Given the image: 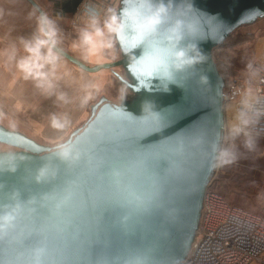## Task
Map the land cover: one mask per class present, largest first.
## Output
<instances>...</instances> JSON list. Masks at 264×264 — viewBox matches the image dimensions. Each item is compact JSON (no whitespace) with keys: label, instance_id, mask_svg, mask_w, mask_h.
<instances>
[{"label":"water","instance_id":"95a60500","mask_svg":"<svg viewBox=\"0 0 264 264\" xmlns=\"http://www.w3.org/2000/svg\"><path fill=\"white\" fill-rule=\"evenodd\" d=\"M164 2L171 7L162 31L181 21L178 47L195 45L204 57L172 80L134 26L143 0H119L118 59L90 65L56 45L86 71L109 70L125 90L119 101L101 95L60 142L80 153L77 162L60 161L57 143L0 123V146H11L0 155L17 159L15 172H0V205L15 203L13 193L23 205L15 227L0 238V264H36L38 249L39 264H181L188 257L226 138L227 81L213 52L236 29L264 17V0ZM86 9L99 13L90 4ZM45 164L55 177L38 183Z\"/></svg>","mask_w":264,"mask_h":264},{"label":"clouds","instance_id":"9594fccd","mask_svg":"<svg viewBox=\"0 0 264 264\" xmlns=\"http://www.w3.org/2000/svg\"><path fill=\"white\" fill-rule=\"evenodd\" d=\"M143 3L144 8L138 13L133 23L141 37L149 42L150 50L159 55V66L165 77L172 80L175 73L185 71L204 59L196 51L195 45L190 48L178 47L183 38L181 21L177 20L166 31H162L163 26L168 22L171 2L166 4L164 0H143ZM122 27L121 19L115 10L109 9V14L103 25L98 18H90L88 27L81 32L80 43L74 44L73 48L81 49L84 60L102 63L105 50L113 47L111 35L119 33ZM22 43L26 55L17 62L18 70L23 74L25 80L32 79L37 88L50 95L55 87L52 78L56 77V69L61 57L55 51L58 43L57 28L47 14H42L38 18V34L32 40L22 41ZM248 68L251 69L252 65L249 64ZM257 76V72H252L245 81V87L240 93V109L235 117V122L231 123L228 128V135L232 138L243 134L247 138L246 147L250 150L254 147V140L249 128L264 115V108L258 107L264 103V96L259 94L258 88L253 84V78ZM201 79L206 82V77ZM59 98L64 99L63 95ZM88 99H90V94L84 97L83 103H87ZM51 125L53 128L62 129L66 127L67 121H61L53 116ZM54 155L60 161L69 164L80 159V153L68 143H57L54 146ZM216 159V166H224L233 163L236 155L231 148H223L219 151ZM16 169L17 159L13 154L0 155V172H15ZM55 174V170L49 164H45L37 170L35 180L38 183L47 181L50 177L54 178ZM2 187L0 185V188ZM12 198L15 203L0 205V238L15 227V222L23 211L18 193H13ZM42 251V249L37 250L36 264H39V253Z\"/></svg>","mask_w":264,"mask_h":264},{"label":"crops","instance_id":"0c3cea01","mask_svg":"<svg viewBox=\"0 0 264 264\" xmlns=\"http://www.w3.org/2000/svg\"><path fill=\"white\" fill-rule=\"evenodd\" d=\"M36 1L57 28V44L90 65L99 64L84 60L81 49H74L73 45L80 43L81 32L88 27L91 17L99 20L106 18L107 7H110L109 0ZM87 4L93 5L99 13L89 12L86 9ZM39 17V12L28 0H0V115L8 116L15 122L29 123L31 126H35L34 123L51 121L53 116L68 122L69 119L64 118L65 114L61 109L64 105L83 107L86 104L83 103L86 95L95 96L105 86L113 89L115 95L118 93L114 86L120 84L115 85L108 72L86 71L61 54H59L61 59L56 69V77L59 78H52L55 87L50 95L37 88L32 79L25 80L17 68V62L26 55L22 41H30L38 34ZM72 17L74 18L69 22V31L63 32L64 29H61L58 23L63 24L65 20ZM112 42L113 47L104 52L103 62L120 57L117 56L116 44L113 40ZM68 94L70 96L67 98ZM231 94L236 96L233 88L227 93L230 96ZM61 95L64 99L59 98ZM228 104L227 118L233 123L235 121L230 114L235 112L237 103ZM59 136L61 135L53 137Z\"/></svg>","mask_w":264,"mask_h":264},{"label":"rangeland","instance_id":"374dc122","mask_svg":"<svg viewBox=\"0 0 264 264\" xmlns=\"http://www.w3.org/2000/svg\"><path fill=\"white\" fill-rule=\"evenodd\" d=\"M108 2L110 7H107L106 18L109 9L116 10L119 0H109ZM73 18L65 20L63 24L58 23L59 27L64 29L63 32L69 31V22ZM106 18L103 17L99 20L100 23H103ZM111 39H114L113 34ZM213 54L222 74L226 78L227 93L232 88L235 90L236 96L227 95L226 99V107L230 102L237 103L235 112L230 114L232 120L235 121L240 93L245 87V81L253 72L254 65L261 64L264 66V17L252 24L236 29L225 43L215 48ZM117 56H120L119 50ZM249 64L252 65L251 69L248 68ZM102 70L108 72L110 76L111 72L109 70ZM107 93L115 101H119L121 97V94L117 93L115 95L112 89L105 86L95 96L90 97L83 107H78L79 105L71 107L64 105L61 107L62 112L65 114L64 118L69 119L63 129L53 128L51 121L34 123L35 126L33 124L31 126L26 122H15L8 116L3 115H0V122L7 124L12 129L23 130L41 142L48 144L60 143L70 135V132L87 120L90 115L91 103L95 102L101 94ZM69 96L68 94L67 98ZM228 119L226 110V138L223 148H231L235 152L236 159L231 164L218 167L213 180L208 186V191L222 194L232 204L264 214V136L251 134L254 147L250 150L246 147L245 141L247 138L243 134L234 138L228 135V128L232 123ZM54 135L61 136L53 137ZM0 148H3V145Z\"/></svg>","mask_w":264,"mask_h":264},{"label":"built area","instance_id":"2783aa9c","mask_svg":"<svg viewBox=\"0 0 264 264\" xmlns=\"http://www.w3.org/2000/svg\"><path fill=\"white\" fill-rule=\"evenodd\" d=\"M253 72L258 73L253 84L264 96V66L254 65ZM258 107L264 108V103ZM249 131L264 136V115ZM181 264H264V214L232 204L218 192L207 191L200 230Z\"/></svg>","mask_w":264,"mask_h":264},{"label":"flooded vegetation","instance_id":"af4514ba","mask_svg":"<svg viewBox=\"0 0 264 264\" xmlns=\"http://www.w3.org/2000/svg\"><path fill=\"white\" fill-rule=\"evenodd\" d=\"M116 87V89L118 90V94H121L120 96V99L123 97V95L125 94V90H124V88H123V86L122 85H118V86H114V88ZM112 91H114L113 89H112ZM101 95H103V94H101ZM100 95V96H101ZM105 95H107L111 100H113L111 97H110V95L107 93V94H105ZM99 96V97H100ZM99 97H98V99H99ZM97 99V100H98ZM119 99V100H120ZM113 101H115V100H113ZM94 103V102H93ZM93 103H91V104H93ZM90 109H91V105H90ZM0 123H3V122H0ZM3 148H11V146H8V145H3Z\"/></svg>","mask_w":264,"mask_h":264},{"label":"bare ground","instance_id":"6f19581e","mask_svg":"<svg viewBox=\"0 0 264 264\" xmlns=\"http://www.w3.org/2000/svg\"><path fill=\"white\" fill-rule=\"evenodd\" d=\"M227 90V89H226ZM239 104H238V111H239ZM225 111H226V104H225ZM3 124H5V123H3ZM6 126H7V124H5ZM23 131V130H22ZM25 132V131H24ZM27 133V132H26ZM71 133V132H70ZM28 134V133H27ZM29 135V134H28ZM31 136V135H30ZM33 137V136H32ZM68 137V136H67ZM33 138H35V137H33ZM36 139V138H35ZM37 140V139H36Z\"/></svg>","mask_w":264,"mask_h":264}]
</instances>
